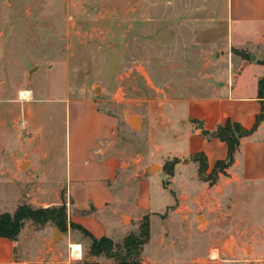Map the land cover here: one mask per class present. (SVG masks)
I'll list each match as a JSON object with an SVG mask.
<instances>
[{
  "label": "rangeland",
  "instance_id": "1",
  "mask_svg": "<svg viewBox=\"0 0 264 264\" xmlns=\"http://www.w3.org/2000/svg\"><path fill=\"white\" fill-rule=\"evenodd\" d=\"M226 13L225 0H0L1 140L8 145L13 143L19 154H23L21 147L30 145L29 141L38 145L37 153L30 158L35 165L39 158L40 169L34 174L41 177V173H46L48 178L43 182L47 190L67 182L64 174L69 171L68 161L73 163L79 157L82 144L88 145L92 134L100 128L101 121L93 114L95 108L115 117L116 147L133 155L142 144L154 141L159 126L169 123L171 107L208 94L211 83L231 60L238 56L250 60L249 54L253 52L229 47ZM250 65L244 69L245 83L254 74L252 68L256 73H264V65L259 62ZM26 89L31 91L28 101L20 95ZM132 116L139 117L141 126L130 124ZM80 142L79 148L76 144ZM160 142L163 154L187 152L180 141L162 136ZM82 155L91 159L86 153ZM167 161L150 178L153 179L148 189L150 197L161 214L150 221V239L142 245L138 261L141 264H255L253 260L249 262L255 248L250 246H242L245 248L242 260L227 259L215 252L211 257L207 245L199 246L195 256L204 261L192 262L184 234L190 229L168 208L166 212V206L173 203L174 192L192 196L201 190V182L195 178L193 169L184 170L177 181L170 182L171 175L163 169ZM46 166L51 170L44 171ZM2 172L0 211L12 213L18 196L23 195L22 200L27 197L22 188L17 194L13 184L28 183L33 172H17L14 165L2 167ZM64 192L60 190L58 195L66 206L67 222L57 242L65 248L67 258H79L81 246L69 241L77 239L74 235L87 236L71 225L72 211L64 200ZM30 199L28 204L37 208L34 201L37 197ZM92 210L90 205L79 214ZM97 211L94 217L89 216L90 225L83 228L96 238L105 236L119 245L123 233H138L144 217L118 228L110 209ZM102 214L108 220L106 232L93 234ZM129 221L125 218L126 224ZM25 224L28 227L25 239H44L47 235L52 238L58 229L51 222L42 226L31 221ZM35 245L40 242L37 240ZM88 251L89 248L83 249L76 264H97L95 259L83 256Z\"/></svg>",
  "mask_w": 264,
  "mask_h": 264
},
{
  "label": "crops",
  "instance_id": "2",
  "mask_svg": "<svg viewBox=\"0 0 264 264\" xmlns=\"http://www.w3.org/2000/svg\"><path fill=\"white\" fill-rule=\"evenodd\" d=\"M225 2L229 47L251 51L255 60H246L241 56L231 60L229 65L218 73L216 81L211 83L208 94L171 107L169 123L159 126L154 134V141L148 145L142 144L140 150L133 155H130V152L126 153L119 146L116 147L118 122L115 117L95 108L93 114L101 121L100 128L97 133L92 134L88 145L85 143L81 147V142L76 144L81 147L80 155L74 158L73 163L68 161L69 171L64 174L67 182L58 183L53 190H47L43 182L48 178L46 173H41V177L34 174L40 169L39 158L36 159L35 165L30 155L37 153V144L29 141L30 145L21 147L23 154H19L13 143L10 142L8 145L0 138V174L2 167L5 168L7 165L8 167L14 165V169L20 173L28 170L33 172L28 183L13 184L17 194L22 188L27 196L24 200L23 195L18 196L15 208L20 204L30 203L31 196L37 197V200H34L37 207L58 206L63 203L58 193L65 190L63 196L69 208L71 207L72 214L69 218L72 223L81 227L89 226V216L94 217L98 213L97 210L110 209L115 215V226L118 228L130 226L137 222V219L148 215L150 231L152 217L160 213L157 212L154 199L150 197L148 189L153 180L150 178L161 170L160 164L164 160L178 158L179 162L173 166L170 182L177 181V176L189 169H193L195 178L201 182V190L193 192L192 196L182 191L174 192L173 203L166 206V212L168 208L173 216L185 221L187 229H190L184 234L190 247L189 251H186L192 256V262L204 261L202 257H196L195 253L199 246L205 245L208 247V256L214 257L212 252H215L232 260H242V254L245 252L243 247H255L249 255V262L253 260L257 264L258 261H264V116L252 133L240 138L232 164L225 169L226 174H218L214 184L209 185L198 178V163L191 158L194 153L202 152L206 157L209 173L217 160L226 157L227 148L224 142L204 135L201 131L204 129L211 132L226 119L250 128L261 107H264V98L259 97L258 89V81L264 73L260 71L256 73L252 68L254 74L249 82L245 83L243 80L244 69L251 66L252 62L257 61L263 65L261 61L264 59V0ZM29 92L31 98V91ZM191 119L197 122H191ZM139 125L141 126L140 119ZM125 128L129 130V125ZM162 136H166L170 141L182 142L187 152L171 156L163 154L164 147L160 142ZM82 153L88 154L91 159L83 158ZM41 157L44 158L45 155ZM90 161L91 166H88ZM152 164L158 165L159 169L151 175L144 176L145 168ZM20 167L24 168L19 170ZM44 169L51 170L50 166ZM2 175L3 172L0 175L1 179ZM90 205L93 207L91 212L79 214L88 210ZM199 216H202V221H199ZM125 218H129L128 224L125 223ZM99 220L100 224L94 228L96 232L93 231V234L103 235L108 220L103 214ZM26 230L28 227L25 224L15 240L0 236V264H76L82 256L83 249L89 248L90 245L88 237L78 238L79 236L74 235L73 237L77 239L72 238L69 242L81 246V256L67 258L65 248L59 245V242L51 249L49 246L51 235L45 236L44 239L34 237L25 239ZM126 235H128L126 232L123 233L120 239ZM37 240L40 242L38 246L35 245ZM83 256L95 259L97 264L104 261L117 264L113 259L104 256H91L89 253H83Z\"/></svg>",
  "mask_w": 264,
  "mask_h": 264
},
{
  "label": "trees",
  "instance_id": "3",
  "mask_svg": "<svg viewBox=\"0 0 264 264\" xmlns=\"http://www.w3.org/2000/svg\"><path fill=\"white\" fill-rule=\"evenodd\" d=\"M233 51L238 52L239 55L245 54L243 51ZM261 63L264 65V59ZM258 89L259 97H263L264 76L258 81ZM263 116L264 107H261V111L256 115L255 122L250 128H245L236 121L226 119L223 123L217 125L211 132L203 130V134L224 142L227 153L224 159L217 160L214 163L209 173H207V160L205 155L202 152L194 153L191 158L198 163V178L212 185L217 181L219 173L226 174L225 169L230 166L234 160V154L238 149L240 138L252 133ZM177 162H179L178 158H173L171 161L168 160L164 163L163 169H165L169 175H172L173 166ZM25 221H31L39 226L51 222L61 231L67 222L66 206L62 203L58 206L33 208L29 204L23 203L18 205L12 213L2 212L0 213V236L15 240L24 226ZM71 225L79 229L90 239L89 255H102L106 258L113 259L117 264H141L137 258L142 245L149 239V222L147 216H144L141 220L138 233L126 235L120 245L115 244L112 239L105 236L96 238L78 224L71 223Z\"/></svg>",
  "mask_w": 264,
  "mask_h": 264
},
{
  "label": "water",
  "instance_id": "4",
  "mask_svg": "<svg viewBox=\"0 0 264 264\" xmlns=\"http://www.w3.org/2000/svg\"><path fill=\"white\" fill-rule=\"evenodd\" d=\"M255 56L253 54H250V59H254ZM33 71V68L29 70V73H31ZM130 123L132 126L134 127H138L139 126V117L137 116H132L130 117ZM159 169V166L156 164H152L148 167L145 168L143 175L144 176H148L151 175L153 172L157 171ZM62 233L59 229H55L54 230V234L49 242V246H53L59 239V237H61Z\"/></svg>",
  "mask_w": 264,
  "mask_h": 264
},
{
  "label": "bare ground",
  "instance_id": "5",
  "mask_svg": "<svg viewBox=\"0 0 264 264\" xmlns=\"http://www.w3.org/2000/svg\"><path fill=\"white\" fill-rule=\"evenodd\" d=\"M20 95L24 97L26 100L30 98V93L28 90H23Z\"/></svg>",
  "mask_w": 264,
  "mask_h": 264
}]
</instances>
